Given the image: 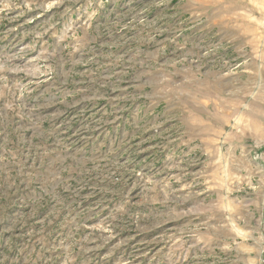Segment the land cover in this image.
<instances>
[{
  "label": "rangeland",
  "instance_id": "rangeland-1",
  "mask_svg": "<svg viewBox=\"0 0 264 264\" xmlns=\"http://www.w3.org/2000/svg\"><path fill=\"white\" fill-rule=\"evenodd\" d=\"M0 264H264V0H0Z\"/></svg>",
  "mask_w": 264,
  "mask_h": 264
}]
</instances>
